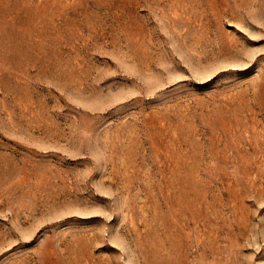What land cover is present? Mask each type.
<instances>
[{
    "label": "rangeland",
    "instance_id": "obj_1",
    "mask_svg": "<svg viewBox=\"0 0 264 264\" xmlns=\"http://www.w3.org/2000/svg\"><path fill=\"white\" fill-rule=\"evenodd\" d=\"M0 264H264V0H0Z\"/></svg>",
    "mask_w": 264,
    "mask_h": 264
}]
</instances>
